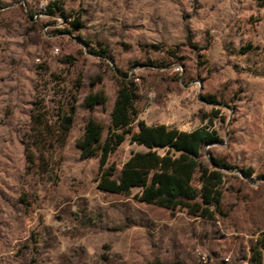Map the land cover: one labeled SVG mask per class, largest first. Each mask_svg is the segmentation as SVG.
Returning a JSON list of instances; mask_svg holds the SVG:
<instances>
[{
	"label": "rangeland",
	"instance_id": "374dc122",
	"mask_svg": "<svg viewBox=\"0 0 264 264\" xmlns=\"http://www.w3.org/2000/svg\"><path fill=\"white\" fill-rule=\"evenodd\" d=\"M120 73L138 89L134 131L219 136L205 158L238 170L215 219L97 188L99 157L81 158L77 141L89 118L105 139ZM89 93L106 103L88 110ZM74 100L57 176L32 174L31 115L54 125ZM144 150L127 136L108 165ZM262 231L264 0H0V264H249Z\"/></svg>",
	"mask_w": 264,
	"mask_h": 264
},
{
	"label": "trees",
	"instance_id": "16d2710c",
	"mask_svg": "<svg viewBox=\"0 0 264 264\" xmlns=\"http://www.w3.org/2000/svg\"><path fill=\"white\" fill-rule=\"evenodd\" d=\"M57 11L61 8L56 4H50L46 9L50 15H56ZM71 25L76 28L80 21L75 20ZM117 84L105 139H102V124L89 118L77 141L81 158L99 157L97 188L103 193L122 196H129L137 189V198L142 203L172 212L185 211L195 218L215 219L221 214L226 175L238 170L226 161L212 156L205 158V149L220 142L217 133L209 127L185 132L164 124L150 126L143 121L134 131L133 125L139 114L137 85L122 73ZM105 103L106 97L102 93H89L83 105L92 111ZM76 109L74 100L58 115L54 125L45 123L41 114L31 115L32 131L37 139L32 145L24 144V156L32 174L57 176V154L66 143ZM213 113L217 117L218 112ZM127 136L132 144L145 150L132 152L120 168L109 166L110 155ZM242 173L249 177L251 170L244 169ZM249 264H264V231L257 236Z\"/></svg>",
	"mask_w": 264,
	"mask_h": 264
},
{
	"label": "crops",
	"instance_id": "0c3cea01",
	"mask_svg": "<svg viewBox=\"0 0 264 264\" xmlns=\"http://www.w3.org/2000/svg\"><path fill=\"white\" fill-rule=\"evenodd\" d=\"M159 125V124H158ZM151 126V125H150ZM167 126V125H166ZM169 127V126H168Z\"/></svg>",
	"mask_w": 264,
	"mask_h": 264
}]
</instances>
